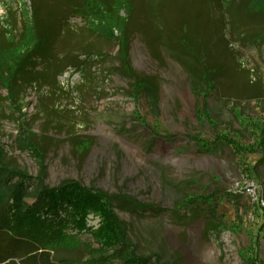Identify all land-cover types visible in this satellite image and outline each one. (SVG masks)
I'll return each mask as SVG.
<instances>
[{"label": "rangeland", "instance_id": "rangeland-1", "mask_svg": "<svg viewBox=\"0 0 264 264\" xmlns=\"http://www.w3.org/2000/svg\"><path fill=\"white\" fill-rule=\"evenodd\" d=\"M59 1L58 62L13 95L0 84V152L47 186L99 191L110 216L13 235L0 215V264H264V159L250 178L259 154L244 149L264 132V13L246 0H45ZM30 4L0 0V40L28 37ZM245 179L263 203L232 192Z\"/></svg>", "mask_w": 264, "mask_h": 264}, {"label": "trees", "instance_id": "trees-1", "mask_svg": "<svg viewBox=\"0 0 264 264\" xmlns=\"http://www.w3.org/2000/svg\"><path fill=\"white\" fill-rule=\"evenodd\" d=\"M246 2L251 11L264 13V0ZM30 3L28 37L22 40L9 36L4 41L0 40V84L11 95L18 78L28 70L36 68L40 62L50 68L58 62L56 45L60 29L50 42L47 39V31L53 17L58 21L57 24L61 25L65 11L64 1H59L53 6H48L49 3L45 0H30ZM25 18L27 19L26 16ZM185 50L187 54L197 58L194 53L188 51L190 49ZM206 78L208 79L204 76V79ZM202 100L205 101L204 97ZM205 107L207 104L203 103V108ZM263 129L264 126L261 131ZM261 134L264 137V132ZM263 137L255 146L244 148L250 153L259 154L258 160L245 170L250 178L257 176L256 170L264 159ZM223 140L234 149L240 159L244 152L242 145L224 136L217 137L215 142H224ZM3 159L0 152V215L7 224L4 228L9 234L16 235L28 224L50 231L86 228L90 214L99 218L110 216L107 199L99 191L83 186L75 180H65L55 186H47L41 179L35 180L28 173L7 166Z\"/></svg>", "mask_w": 264, "mask_h": 264}, {"label": "built area", "instance_id": "built-area-1", "mask_svg": "<svg viewBox=\"0 0 264 264\" xmlns=\"http://www.w3.org/2000/svg\"><path fill=\"white\" fill-rule=\"evenodd\" d=\"M259 189V185L253 181V179H245L242 181H238L235 183L233 187V193L242 192L247 196L251 197L253 202H262V200L258 197L257 190ZM263 203V202H262Z\"/></svg>", "mask_w": 264, "mask_h": 264}, {"label": "bare ground", "instance_id": "bare-ground-1", "mask_svg": "<svg viewBox=\"0 0 264 264\" xmlns=\"http://www.w3.org/2000/svg\"><path fill=\"white\" fill-rule=\"evenodd\" d=\"M105 104V100H102L101 102V105H104ZM226 261L229 260V259H225Z\"/></svg>", "mask_w": 264, "mask_h": 264}]
</instances>
